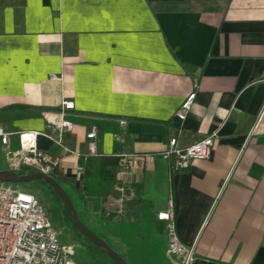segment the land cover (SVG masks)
<instances>
[{"label": "crops", "instance_id": "obj_1", "mask_svg": "<svg viewBox=\"0 0 264 264\" xmlns=\"http://www.w3.org/2000/svg\"><path fill=\"white\" fill-rule=\"evenodd\" d=\"M193 92L181 120L176 112ZM64 100L75 103L65 112L69 148L155 156L139 165L124 212L110 218L119 254L178 264L157 219L173 200L193 264H264V114L249 138L264 112V0H0V111L33 107L0 113V124L45 133L39 148L59 158L52 176L93 223L95 206L119 193V170L111 184L98 162L79 176L80 158L54 144L45 116ZM216 131L208 159L175 171L164 156L172 138L185 147ZM10 147L19 148L17 136Z\"/></svg>", "mask_w": 264, "mask_h": 264}, {"label": "built area", "instance_id": "obj_2", "mask_svg": "<svg viewBox=\"0 0 264 264\" xmlns=\"http://www.w3.org/2000/svg\"><path fill=\"white\" fill-rule=\"evenodd\" d=\"M52 79H59L53 75ZM196 92L191 93L177 110L176 116L183 120L190 111ZM75 109L70 100L62 102L60 112L47 111L45 116L57 135L52 138L62 153L76 154L80 159L88 155L69 148L64 142V134L73 129V123L65 118V112ZM264 112L250 131L249 138L260 132ZM122 124L126 121L122 120ZM99 129L93 126L87 137L96 138ZM45 135L39 130L10 131L0 124V142L6 146L5 162L7 169L19 174L41 172L52 175L58 157L41 150L38 138ZM218 132L182 147L176 138L169 142L164 156L172 160L175 171L187 169L195 160L208 159L213 150ZM13 136L19 140V148L13 150L10 141ZM119 157L118 195L110 201L109 212L121 215L126 201L135 195L134 185L140 182L138 167L141 163L152 164L154 155L125 153ZM79 176L84 166L79 165ZM15 183L0 180V264H79L73 257L72 247L61 240L60 231L54 226L40 199ZM157 219L165 223L168 232V252L177 259L178 264H193L196 260L195 246L186 245L180 238L173 200L165 210L157 214Z\"/></svg>", "mask_w": 264, "mask_h": 264}, {"label": "rangeland", "instance_id": "obj_3", "mask_svg": "<svg viewBox=\"0 0 264 264\" xmlns=\"http://www.w3.org/2000/svg\"><path fill=\"white\" fill-rule=\"evenodd\" d=\"M15 150V149H13ZM6 168L5 163V150L0 145V169ZM15 186L25 189L35 194L41 201L42 205L46 208L54 226L60 231L62 241L72 247V257L79 264H114L115 261L112 257L99 245L94 243L89 237H87L78 227H76L69 219V214L64 206L62 198L56 193V191L43 180H34L27 183H17ZM76 202V206L79 208V201L76 199L72 191H69ZM107 201V199H106ZM105 200L95 206V213H98L99 221L90 223L85 216L82 215L81 208L78 211L81 220L85 225L97 236L104 239L109 246L118 252L117 233L115 230V222L113 219L117 216L116 213L109 212L106 208ZM108 202V201H107ZM94 208V207H93ZM109 219V220H108ZM127 240V239H126ZM128 243L130 239L127 240ZM128 264H150L141 259L138 254H121Z\"/></svg>", "mask_w": 264, "mask_h": 264}, {"label": "water", "instance_id": "obj_4", "mask_svg": "<svg viewBox=\"0 0 264 264\" xmlns=\"http://www.w3.org/2000/svg\"><path fill=\"white\" fill-rule=\"evenodd\" d=\"M0 180L12 182L15 184L19 183H27L34 180H43L46 183H48L55 191L56 193L62 198L65 208L67 209V212L69 214V217L72 219L73 224L78 227L89 239H91L94 243L102 247L117 264H128L124 257L119 254L118 252H115L109 244L99 236L95 235L81 220L79 213L77 209L75 208V205L65 190V188L62 186V184L54 178L52 175H47L41 172L36 173H28V174H19L13 170L10 169H4L0 170Z\"/></svg>", "mask_w": 264, "mask_h": 264}, {"label": "trees", "instance_id": "obj_5", "mask_svg": "<svg viewBox=\"0 0 264 264\" xmlns=\"http://www.w3.org/2000/svg\"><path fill=\"white\" fill-rule=\"evenodd\" d=\"M33 107L28 105H11L8 107H5L0 111V113L14 111L17 109H23V110H29ZM95 162H98L100 164V174L102 176V182L104 184H111L114 183L116 180V174L119 170V157L118 156H87V158H81L80 163L83 166H91ZM69 219L72 222V219L69 217ZM73 223V222H72ZM114 264H117L116 262Z\"/></svg>", "mask_w": 264, "mask_h": 264}]
</instances>
